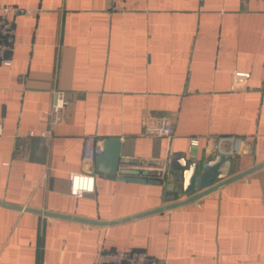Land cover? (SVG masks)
Instances as JSON below:
<instances>
[{
  "label": "crops",
  "instance_id": "obj_1",
  "mask_svg": "<svg viewBox=\"0 0 264 264\" xmlns=\"http://www.w3.org/2000/svg\"><path fill=\"white\" fill-rule=\"evenodd\" d=\"M20 42L0 62V264H96L143 249L168 264H264V166L194 201L180 183L110 179L85 138L119 136L121 157L214 158L220 135L246 137L231 175L264 162V0H0ZM54 91L71 100L53 137ZM172 124V137L146 132ZM35 131L37 135L29 138ZM199 145L190 148L191 138ZM25 150L17 155L18 144ZM90 171L94 192L70 194ZM217 183V181H215ZM67 215V216H61Z\"/></svg>",
  "mask_w": 264,
  "mask_h": 264
},
{
  "label": "built area",
  "instance_id": "obj_2",
  "mask_svg": "<svg viewBox=\"0 0 264 264\" xmlns=\"http://www.w3.org/2000/svg\"><path fill=\"white\" fill-rule=\"evenodd\" d=\"M11 11L26 12L27 9L18 7H10L0 5V62L5 65H11L13 59L11 51L20 39L16 37V23L14 19L9 18ZM54 101L46 111L47 127L39 133L40 136L50 139L53 137L54 129L64 123L71 111L72 100L62 91H54ZM146 132L152 135L172 137L175 134V128L172 124L164 121L154 125H148ZM37 135L35 131H31L28 137ZM246 137L238 135H220L216 137L213 145V152L217 154H227L231 158L236 155H243L244 149L242 144L245 143ZM104 139L97 134H88L85 138V147L83 159L85 163H93L98 155L103 153ZM199 145L198 137L191 138L190 148ZM25 150V145L18 144L16 148L17 155ZM120 167L128 169H136L140 176L148 177V171L153 169V165L148 159L138 157H126L120 163ZM159 178L165 179L169 173L168 160H160L157 165ZM70 194L77 198H82L86 194L95 191L96 176L90 171H71L69 173ZM96 264H168L167 258L164 256H156L147 253L143 249H109L100 250L97 253Z\"/></svg>",
  "mask_w": 264,
  "mask_h": 264
},
{
  "label": "water",
  "instance_id": "obj_3",
  "mask_svg": "<svg viewBox=\"0 0 264 264\" xmlns=\"http://www.w3.org/2000/svg\"><path fill=\"white\" fill-rule=\"evenodd\" d=\"M122 142L119 136H110L104 140L103 153L95 159V169L110 179H120L134 182H147L148 178L140 176L136 169L120 167ZM157 164L160 161H153ZM232 158L227 154H217L214 158H200L192 152L176 153L168 161L170 181L167 188L174 189L180 183L182 199L164 204L143 214L158 212L176 206L184 205L223 186L226 183L239 179L251 171L264 166V162L249 169L231 175ZM150 175H159L157 171H148ZM217 181V183H215ZM67 216V215H61Z\"/></svg>",
  "mask_w": 264,
  "mask_h": 264
}]
</instances>
